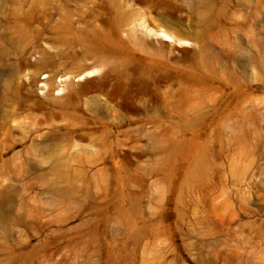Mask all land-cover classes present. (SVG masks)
<instances>
[{
    "label": "rangeland",
    "instance_id": "374dc122",
    "mask_svg": "<svg viewBox=\"0 0 264 264\" xmlns=\"http://www.w3.org/2000/svg\"><path fill=\"white\" fill-rule=\"evenodd\" d=\"M145 1L0 0V264H264V0Z\"/></svg>",
    "mask_w": 264,
    "mask_h": 264
},
{
    "label": "bare ground",
    "instance_id": "6f19581e",
    "mask_svg": "<svg viewBox=\"0 0 264 264\" xmlns=\"http://www.w3.org/2000/svg\"><path fill=\"white\" fill-rule=\"evenodd\" d=\"M140 4L142 5H146V1L145 0H140ZM202 6H204L205 8V2H202L201 4ZM203 13V11H201V14ZM147 33H149L150 35H154V36H158L160 38V40L163 41V38L166 37V38H173L175 42H181L183 39L180 38V37H173L169 32L165 31V30H161L159 35L156 34V32H154L152 29H148L147 28ZM175 49L180 52V53H185L187 52V49H180V48H177L176 46H174ZM89 74V73H88ZM89 77H90V74H89ZM85 77H83L84 79ZM61 80V79H59ZM52 81V76H45V78H42V79H39L37 78L35 81H34V86L35 88L38 89V86L39 85H43L44 86V89H45V93H46V96H52V94L54 93L55 90H57V93L58 94H61L63 93L65 90L69 91V92H81V91H86V90H90L92 88H94V82L95 80H85L83 83L81 84H78L77 86H74V85H71L69 84L68 82H65L63 84H56L55 86H50V82ZM56 99V98H55Z\"/></svg>",
    "mask_w": 264,
    "mask_h": 264
}]
</instances>
